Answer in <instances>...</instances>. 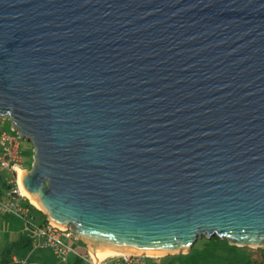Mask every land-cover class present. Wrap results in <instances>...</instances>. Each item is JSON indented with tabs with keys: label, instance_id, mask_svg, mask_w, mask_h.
I'll return each mask as SVG.
<instances>
[{
	"label": "water",
	"instance_id": "water-1",
	"mask_svg": "<svg viewBox=\"0 0 264 264\" xmlns=\"http://www.w3.org/2000/svg\"><path fill=\"white\" fill-rule=\"evenodd\" d=\"M5 117L91 249L264 241V0H0Z\"/></svg>",
	"mask_w": 264,
	"mask_h": 264
},
{
	"label": "built area",
	"instance_id": "built-area-1",
	"mask_svg": "<svg viewBox=\"0 0 264 264\" xmlns=\"http://www.w3.org/2000/svg\"><path fill=\"white\" fill-rule=\"evenodd\" d=\"M20 144L21 137L16 131L0 129V177L4 169L11 172V177L7 180L10 186V199H0V209L14 212L23 219V230L30 238L33 248H50L59 262L67 263L69 254L74 251L70 240L76 239L71 228L67 225H58L49 218L41 223H33L30 220L31 206L20 202V199H26L19 187L20 173L26 169ZM151 256L153 255L145 252H121L96 258L88 249L82 258L89 264H149ZM8 264L34 263L24 257L15 259Z\"/></svg>",
	"mask_w": 264,
	"mask_h": 264
},
{
	"label": "rangeland",
	"instance_id": "rangeland-1",
	"mask_svg": "<svg viewBox=\"0 0 264 264\" xmlns=\"http://www.w3.org/2000/svg\"><path fill=\"white\" fill-rule=\"evenodd\" d=\"M0 129L15 131L12 129V122L8 117L0 118ZM20 148L24 163L30 169L29 162L34 159L32 141L28 138H22ZM24 196L29 200L26 195ZM31 209L33 212V208ZM35 214L38 216L39 212L35 211ZM79 242L84 244L81 240ZM241 244L232 243L228 238H221L217 235L201 236L188 250L151 256L149 257V264H264V241L260 244H251L253 246ZM31 247L33 248V246ZM40 250L43 252L44 249L34 248L35 253ZM45 252L48 256L50 255L49 250ZM69 261H73L72 256ZM71 264H88V261L81 259L79 262H71Z\"/></svg>",
	"mask_w": 264,
	"mask_h": 264
},
{
	"label": "crops",
	"instance_id": "crops-1",
	"mask_svg": "<svg viewBox=\"0 0 264 264\" xmlns=\"http://www.w3.org/2000/svg\"><path fill=\"white\" fill-rule=\"evenodd\" d=\"M30 162L32 163L33 159ZM25 167L26 170L29 169L26 164ZM10 177L11 172L9 170H2L0 177V199H10V188H6V186H4V184H7V180ZM25 201L26 199L24 198L20 199L21 203H26ZM31 210L32 209H30V211ZM35 211L39 212L38 216L35 214ZM45 218L47 217L41 210H34L30 214V220L33 223H41L45 220ZM23 225V219L14 212L0 209V264H5L8 261L12 262L15 259H21L24 257H27L28 260L34 264H61L62 262L57 260L55 254L50 248H42L44 249L42 250L43 252L40 250L35 253L34 248L31 247L33 245L30 238L23 230ZM70 244L74 248V251L69 254L68 261L64 264L79 262V260L84 259L82 258V255L90 249L88 245L80 243L78 239L70 240ZM47 250L50 252L49 256L45 252ZM71 256L73 257V261L70 262L69 259Z\"/></svg>",
	"mask_w": 264,
	"mask_h": 264
},
{
	"label": "bare ground",
	"instance_id": "bare-ground-1",
	"mask_svg": "<svg viewBox=\"0 0 264 264\" xmlns=\"http://www.w3.org/2000/svg\"><path fill=\"white\" fill-rule=\"evenodd\" d=\"M19 187H20L21 193L26 195L34 205L39 206V204L32 198V196L25 191V189L22 186L20 181H19ZM90 251H91L92 255L95 256L96 258H103V257L109 256V255H113V254L121 253V252H137V251H131V250H122V249H119V250L118 249H107V250L101 251V250H97V249H93V248ZM145 253H147L149 255H161V254H164L166 252H145Z\"/></svg>",
	"mask_w": 264,
	"mask_h": 264
},
{
	"label": "trees",
	"instance_id": "trees-1",
	"mask_svg": "<svg viewBox=\"0 0 264 264\" xmlns=\"http://www.w3.org/2000/svg\"><path fill=\"white\" fill-rule=\"evenodd\" d=\"M29 167H31V162L29 163ZM4 186H6V188L8 187H10L9 186V184L7 183L6 185L4 184ZM26 204H28V205H30L31 207H33V210H40V209H38L36 206H34L28 199H26ZM45 220H46V218H45ZM44 220V221H45ZM8 263H10L9 261L8 262H6L5 264H8Z\"/></svg>",
	"mask_w": 264,
	"mask_h": 264
},
{
	"label": "clouds",
	"instance_id": "clouds-1",
	"mask_svg": "<svg viewBox=\"0 0 264 264\" xmlns=\"http://www.w3.org/2000/svg\"><path fill=\"white\" fill-rule=\"evenodd\" d=\"M154 256V255H153Z\"/></svg>",
	"mask_w": 264,
	"mask_h": 264
}]
</instances>
